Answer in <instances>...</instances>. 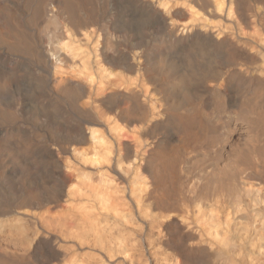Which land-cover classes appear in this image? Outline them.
Instances as JSON below:
<instances>
[{
  "label": "bare ground",
  "instance_id": "1",
  "mask_svg": "<svg viewBox=\"0 0 264 264\" xmlns=\"http://www.w3.org/2000/svg\"><path fill=\"white\" fill-rule=\"evenodd\" d=\"M188 1L184 2L193 5L198 11L201 10L205 16L217 17L226 22L233 20L230 23L232 24L231 31L218 27V35L215 37L210 29L203 25L200 29L191 27L185 36L175 38L168 36L160 39L159 43L155 45V50L158 52L155 58L153 60L147 58L145 65L138 69L130 61L128 55L113 54L109 50L106 52L96 48L94 51L97 53L95 59L91 57L94 59L93 64L103 68L105 72L113 69V71H122L127 76L132 75L129 76L132 83L124 85L120 82L115 85L112 82L116 89L106 91L105 88L93 89L94 87L86 86L81 82L61 78L57 86L58 93L71 102L75 103L82 97L85 98V100L81 99L83 102H80L83 103V106L79 110L88 118L80 120L76 126L64 124L62 129L67 132L68 135L66 136H70L69 132H72L76 139L80 138L94 144L108 145L106 154L112 153L113 149L117 152L121 151L123 154L115 160L116 165L121 163L120 158L127 161L132 152L135 153L138 149H143L147 154L158 151L164 145V134L171 130L181 132L189 130V134L196 137V132L193 133L191 128L197 125L203 134L209 138L206 141L205 150H211L212 146V153L215 154L212 158H216V160L219 159L217 152L219 145L224 141L225 133H231L232 136L239 135V133L251 135L252 148L256 150V156L251 154L249 157H253V159L250 162L249 159H242L241 163L238 162L239 164H233L231 167L226 165L225 168L215 169L212 176L205 180L202 188H197L194 185L187 186L186 184L183 190L178 187L176 193L162 190L153 199L150 192V194L147 193L138 197L136 201L130 200L136 205L138 211L145 209L155 212L153 215L159 220L158 228H160L155 234L151 232L145 234L144 231L133 228L131 223L127 226V215L119 216L117 213L119 208L123 207L122 204L109 202L106 194L97 193L98 201L102 207L106 210L110 209L111 212L109 213L114 212L115 216L110 220L109 217L102 215L96 221V225L100 224V228L96 232H94L95 229H92L96 233L93 244L103 250L109 252L116 250L125 257L128 256L130 264L138 262L143 255L146 256L145 260L150 261H157L160 256L163 257L164 262L171 260L175 264H179L178 258L190 264H210L212 254L205 242L196 237L194 233H184L178 240L171 236L169 230L175 221L166 222L164 220L173 215L171 212L173 207H176L180 212L183 210L180 207L187 208L188 203L194 200H208V197H221L229 193L235 195L242 191L247 196L245 207L249 212L255 217L264 218V116L261 115V110L264 111V66L255 67L259 57L264 56V35L253 32L252 35L242 33L245 36H239L243 27L247 28L250 25H258L259 31L264 34V12L248 21L247 15L242 12L248 5L247 0ZM9 3L10 0L0 1V46L7 47L9 50L16 49L32 54L35 49H33L26 32L25 22L22 17L18 16L17 11L10 8ZM94 3L95 0H40L32 12L35 19L42 21L45 18L47 7L55 4L56 10H51L52 17L64 16L62 33L64 38L67 40L75 38L77 44H80L84 40L83 34L87 35V38L95 36L96 40L98 28L102 33H107L111 26L109 22H103L102 19L105 15L101 11L93 9ZM155 3L156 5L147 4L149 17L152 18V16L157 15L165 19L164 13H160L157 9L160 1L156 0ZM166 5L167 3L163 7ZM86 6H88L86 11L89 14L81 17L79 13ZM182 16L183 13L178 8L173 9V4L168 8V17L179 18ZM96 27L98 28L96 29ZM70 45L69 41L62 42L60 49H68ZM57 54V61L60 64L67 63L68 55L58 50ZM40 55H42L44 63L51 60L52 57L51 53L49 54L51 57L45 54ZM9 76L11 78L2 82L4 89H9L12 85V73H9ZM140 79L146 81L148 83L146 85L150 87L152 85L149 88L148 96L145 97L147 103H150L148 110L139 103L140 92L134 88L139 87L135 85V82ZM125 101L127 106L121 107ZM13 117L14 112L11 108H0L1 120L7 122L11 121ZM102 119L108 121L106 126L101 122ZM41 120L40 112L34 113V121ZM231 124L233 126L229 129ZM158 134L161 138L157 137ZM128 135L133 136V138ZM75 142L78 140H74V142L71 140L70 143ZM72 147L74 146L70 148ZM60 151L66 150L60 149ZM45 152V156L50 161L48 163L38 162L23 166L27 160L21 156L16 159V162L11 163L12 172L15 168L18 171L25 168L22 176L11 182L9 179L12 172H10V168H6L5 164H10L11 158L7 153H4V150L0 152V158H6L0 160V175L1 178L5 179V182L0 185V233L7 231L5 233L6 238L16 237L13 234L14 230H12L13 224L15 225L20 219L16 215L19 214L18 212L26 213L34 220V227L24 228L22 232L27 235L25 238H28L23 240L28 241V243L26 241V245L24 244L25 251H27L26 246L28 244L32 255H38L40 248H48L53 243L52 234L44 233L45 235L42 236L43 234L35 229L43 226L47 220H52V215L49 216V213L54 209L56 211V208L59 207L66 187L61 173L62 166L55 159L54 152L49 149ZM80 152L82 151L79 150ZM79 153L77 151L75 154L78 155ZM85 154L83 153V155ZM80 157L82 158V155ZM110 159L108 158V160ZM2 161L5 162L4 165ZM25 173L28 175H24ZM86 173L79 172L76 178L91 180ZM117 175L118 178H124L119 172ZM237 181H239V185ZM238 203H240L239 200H237L236 205ZM119 213L123 212L120 211ZM128 216L130 217L131 214ZM116 217H120V220ZM53 218L54 224L61 228L71 223L66 218ZM135 218L138 220L139 216L136 215ZM92 227H96L95 224ZM19 232L17 233L19 234ZM22 233L21 235H23ZM20 239L22 240V238ZM263 239V237L258 238L254 249L252 248L254 250L252 260H257L254 264H264V258L261 257L264 256ZM21 240L20 242H22ZM58 240L60 239L58 238ZM141 242L142 244L139 245ZM230 243V238L224 237L222 239L223 256L226 257L230 253L237 257L232 260V263L240 264L238 258L241 255V247L229 250ZM138 247L142 251H136ZM154 249H161V252L158 253ZM16 254L6 253L3 255L0 253V264L14 263L16 258L20 257ZM49 259L53 260L54 255H50ZM252 260H249V264Z\"/></svg>",
  "mask_w": 264,
  "mask_h": 264
},
{
  "label": "rangeland",
  "instance_id": "2",
  "mask_svg": "<svg viewBox=\"0 0 264 264\" xmlns=\"http://www.w3.org/2000/svg\"><path fill=\"white\" fill-rule=\"evenodd\" d=\"M39 1L10 0L9 3L10 8L17 11L18 16L22 17L25 22L26 32L35 50L32 54H28L0 46V108H11L14 112L11 121L5 122L0 119V152L4 150V153L10 156V164L3 161L2 164L5 163L6 168H10V172H12L11 163L16 162L18 157L21 156L27 160V163H23V166L38 162L48 163L49 160L45 156V150L53 151L55 159L62 166L61 173L66 187L59 207L56 208V211L55 209L52 211L54 213H49V216L52 215V220H47V223L35 229L42 233V236L48 233L53 235V243L50 244V247H42L38 255H32L27 244L26 249L28 252L25 251L24 247L27 240H23L28 238H25L27 235L22 232L24 228L34 227V220L26 213L18 212L19 214L16 217L20 219L15 225L13 224L15 228L11 226L16 237L6 238L5 233L7 231L0 233V253L3 255L6 253L20 255L14 263L10 262V264H27V262L28 264H130L128 256L125 257L116 250L110 252L103 250L93 244L95 243L93 241L94 236H96L94 232L100 228V224L97 226L96 221L102 215L109 217V219L115 216L114 212L109 213L111 212L110 209L106 210L102 207L98 201L97 193L106 194L109 202L122 204L123 207H118L117 213L119 216L122 214L127 215V226L131 223L133 228L142 230L145 234L150 232L155 234L160 230L158 228L159 220L153 215L155 212L145 209L138 211L136 205L130 200L136 201L138 197L147 193L150 194V192L153 199L162 190L176 193L178 187L183 190L186 184L187 186L194 185L197 188H202L205 180L212 176L215 169L225 168L226 165L231 167L233 164L241 163L242 159H249L250 162L253 157L249 156L251 154L256 156V150L252 148L251 135L239 133V135L232 136L231 133H225L224 141L219 145L217 152L219 159L216 160V158H212L215 155L212 153V146L211 150H205V144L209 138L206 134H203V131L197 125L191 128L193 133L196 132V137L190 135L189 130L182 132L171 130L164 134V145L158 151L147 154L143 149H140L141 151L138 149L137 152H132L127 161L120 158L121 163L116 165L115 160L123 154L121 151L117 152L112 148L113 152L106 154L108 145L94 144L80 138L76 139L75 134L72 132H69L70 136H66L68 135L67 132L62 129L64 124L76 126L80 123V120H85L88 117L79 110L83 106L80 101L83 102L84 97L81 98L83 100L80 99L74 103L58 93L59 79L69 78L86 86L94 87L93 89L115 90L113 83L115 85L120 82L124 85L131 84L132 79L129 76L132 75L128 74L129 76H127L122 71H113V69L105 72L103 68L96 66L95 63L93 64L97 54L94 52L96 48L106 52L109 50L113 54H126L138 69L145 65L147 58L150 60L155 58L158 53L155 50V45L159 43L160 39L168 36L173 38L185 36L189 33L188 30L191 27L200 29L203 25L217 37V28L231 31L232 24L230 23L233 20L226 22L224 19L220 20L217 17L205 16L201 10L198 11L193 5H190L191 3L188 0H159L160 3L157 9L160 13H164L165 19L157 15L152 16V18L149 17L147 4L156 5V0H95L93 9L101 11L105 15L102 19L103 22H109L111 26L108 28L107 33H102L96 27V29L98 28L96 40L95 36L87 38V35L83 34L84 40L77 44L75 38L67 40L62 34L64 16L52 17L51 10H56L55 4L47 7L45 18L42 21L34 18V7ZM184 1H188L190 4ZM165 3L167 5L163 7ZM172 4L173 9L178 8L183 13L182 17H168V8ZM247 4L242 12L247 15L248 21L264 12V0H247ZM87 8L88 6L79 13L81 17L89 14L86 11ZM253 32L264 35L259 31L258 25H250L247 28L243 27L239 36L244 37L245 35L242 33L252 35ZM81 36L79 37L82 38ZM64 39L65 41H63ZM67 41L71 43L70 47L60 49V43ZM57 50L68 55L69 60L67 63L62 65L57 61ZM50 53L52 57L49 55ZM40 54L50 56L51 60L44 63ZM260 65L264 66V56L259 57L255 67H261ZM9 73H12L13 82L9 89H4L2 82L7 78H11ZM146 84H148L146 81L140 79L135 82V85L139 87L134 88L140 92L138 96L139 103L148 110L150 103H147L145 97L148 96L149 88L152 85L150 87ZM151 93L155 94L153 91ZM124 106H127L126 101L121 105V107ZM38 112H40L42 120L34 121V113ZM261 115L264 116L263 110H261ZM101 122L105 126L108 123L106 119H102ZM229 126V129H231L233 125ZM236 131H239V129H236ZM85 134L88 135L87 132ZM157 137L161 138L160 134ZM130 138H133V136ZM71 140L73 142L78 140V142L70 143ZM71 146L74 147L70 148ZM75 148L78 150L75 151ZM60 149H65L67 152H62ZM79 150L82 152L79 153ZM77 151L78 155H76ZM85 152L87 153L85 154ZM249 152L251 153L248 155ZM105 157L107 158L105 159ZM108 158L112 159L108 160ZM4 159L6 158H0V160ZM82 168L83 170H81ZM24 169L18 171L15 168L10 175L9 182L18 180ZM79 172H87L86 174L91 180L76 178ZM118 172L124 177L123 179L118 178ZM24 175L28 174L25 173ZM4 182L5 179L1 178L0 175V185ZM237 184L239 185V181H237ZM88 189H91L90 192H88ZM68 194L70 195L68 196ZM237 200L240 201L238 205H236ZM246 200L247 196L242 191L235 195L229 193L221 197H208V200H194L188 203L187 208L180 207V209H183L180 212L176 207H173L171 209L173 215L164 221H175V224L169 230L174 239L178 240L182 234L192 232L205 242L212 254L210 264H234L232 260L237 257L232 256L230 253L226 257L223 256L221 241L224 237L230 238L229 250L241 247V255L238 258L240 264H249V260H252V256H254L253 247L257 243V239L264 238V218L252 215L245 207ZM120 211L123 213H119ZM128 211H131V213H128ZM136 215L139 216L138 220L135 218ZM53 217L56 219L66 218L71 223L61 228L54 224ZM117 218L120 220V217ZM94 224L96 227L93 228ZM21 226L23 228H20ZM70 228L71 230H69ZM92 229H95L94 232ZM141 244L142 242L139 245ZM140 250L142 251L138 247L136 251ZM154 251L160 253L161 249H154ZM50 255H54L53 260L49 259ZM261 257L264 258V256ZM145 259L146 256L143 255L138 262L131 264H175L171 260L164 262L163 257L160 256L157 261ZM177 260L175 261L179 264H190L183 259L178 258ZM254 262H257V260H252L250 264H254Z\"/></svg>",
  "mask_w": 264,
  "mask_h": 264
}]
</instances>
